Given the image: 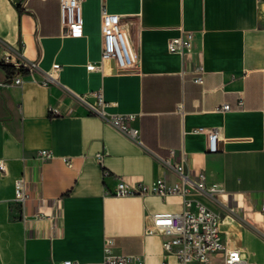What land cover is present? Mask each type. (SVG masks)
<instances>
[{
  "label": "crops",
  "instance_id": "1",
  "mask_svg": "<svg viewBox=\"0 0 264 264\" xmlns=\"http://www.w3.org/2000/svg\"><path fill=\"white\" fill-rule=\"evenodd\" d=\"M81 7L83 32L72 36L60 0H0V264H102L107 238L117 255L177 264L164 253L166 237L147 229L156 214L182 212L186 198L220 215L228 246L264 262V0H81ZM103 7L128 33L131 70L87 69L101 59ZM186 33L191 49L170 53L169 40ZM26 61L39 69L16 68ZM45 73L59 83L43 86ZM19 76L23 83L11 84ZM100 92L105 117L134 116L139 142L92 111ZM224 104L229 112L220 111ZM199 128L218 132V152H209ZM43 150L49 159L39 157ZM202 177L225 193L215 200L200 192L193 183ZM119 180H162L187 193L115 196Z\"/></svg>",
  "mask_w": 264,
  "mask_h": 264
},
{
  "label": "built area",
  "instance_id": "2",
  "mask_svg": "<svg viewBox=\"0 0 264 264\" xmlns=\"http://www.w3.org/2000/svg\"><path fill=\"white\" fill-rule=\"evenodd\" d=\"M61 18L68 34L80 36L82 29V7L81 0H60ZM102 52L99 62L90 63L87 66L90 72L105 73L108 70L117 69L127 71L135 67L134 57L127 59L125 48L129 46L127 31L122 27L119 17L108 13L105 7L102 9ZM193 35L186 33L182 36L172 38L168 42V50L173 54L183 55L192 47ZM25 73H32L39 69L37 62L26 61L16 66ZM56 66L55 69H58ZM194 82L202 85L204 82V70L197 67ZM23 78L17 77L11 84L21 85ZM58 80L51 74L45 73L41 81L43 86L58 84ZM78 99L81 97L77 96ZM98 106L100 109L92 108V111L105 117L104 108L106 103L101 92L97 94ZM242 105V102H240ZM231 110L229 104H224L220 111L225 113ZM111 124L118 128L131 140L139 142V130L130 125L134 119L133 115H115L107 118ZM195 133L205 134L208 140V150L211 153L218 152V132L213 128H199ZM39 157L43 160L51 157V152L40 151ZM177 173L183 176L182 166L176 167ZM194 187L200 192L207 194L213 199L225 193V190L217 185L211 188L204 186V177L199 182L193 183ZM187 190L183 187H169L162 180L147 184H130L124 180H119L113 193L115 196H146L157 195L167 197L170 195L185 196ZM17 200L24 203L28 194L24 188L23 181H18L16 186ZM220 215L209 208L201 201L188 199L184 200V210L180 213H160L151 217V225L147 231L160 234L166 239L163 241V250L166 255H174L177 264H258L244 258L241 251L228 246L224 242L221 230ZM114 242L107 238L104 245V258L102 264H143L140 256L136 255H117L113 250ZM53 264H87L79 261L65 260L53 262Z\"/></svg>",
  "mask_w": 264,
  "mask_h": 264
},
{
  "label": "trees",
  "instance_id": "3",
  "mask_svg": "<svg viewBox=\"0 0 264 264\" xmlns=\"http://www.w3.org/2000/svg\"><path fill=\"white\" fill-rule=\"evenodd\" d=\"M6 68L9 69V70H15V68L11 67V66H7ZM21 72H24V71L21 69Z\"/></svg>",
  "mask_w": 264,
  "mask_h": 264
},
{
  "label": "rangeland",
  "instance_id": "4",
  "mask_svg": "<svg viewBox=\"0 0 264 264\" xmlns=\"http://www.w3.org/2000/svg\"><path fill=\"white\" fill-rule=\"evenodd\" d=\"M214 264H220V263L215 261ZM258 264H264V262H260Z\"/></svg>",
  "mask_w": 264,
  "mask_h": 264
}]
</instances>
